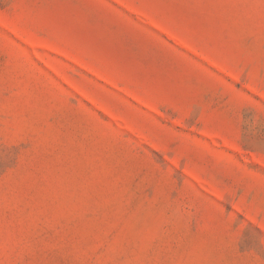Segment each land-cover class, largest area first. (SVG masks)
Wrapping results in <instances>:
<instances>
[{
    "label": "rangeland",
    "instance_id": "obj_1",
    "mask_svg": "<svg viewBox=\"0 0 264 264\" xmlns=\"http://www.w3.org/2000/svg\"><path fill=\"white\" fill-rule=\"evenodd\" d=\"M0 264H264V0H0Z\"/></svg>",
    "mask_w": 264,
    "mask_h": 264
}]
</instances>
